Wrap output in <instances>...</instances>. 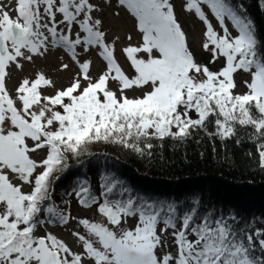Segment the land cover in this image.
<instances>
[{
    "label": "snow or ice",
    "instance_id": "6c2138e0",
    "mask_svg": "<svg viewBox=\"0 0 264 264\" xmlns=\"http://www.w3.org/2000/svg\"><path fill=\"white\" fill-rule=\"evenodd\" d=\"M12 2L0 0V264H264V227L197 198L150 197L113 175L101 177L98 194L87 180L65 193H74L81 207H95L103 218L77 220L86 231L71 232L79 251L52 232L37 235L46 223L66 226L76 219L54 204V178L67 169L68 155L78 157L91 143L118 144L143 156L150 155L153 139L183 142L203 131L239 144L238 129H244L264 169V51L243 5L234 0L182 5L205 26L202 47L211 53L209 63L223 58V66L212 71L196 62L172 0H118L135 18L141 37L138 46L122 50L135 71L130 78L115 59L114 43L106 42L102 20L94 18L101 5L14 0L12 8ZM50 48L63 49L77 65L70 83L58 89L38 72L10 92L12 69L23 70L25 62L34 63ZM78 49L85 55L99 49L106 70L93 79L92 62L82 61ZM240 71L249 79L238 94ZM129 91L139 95L130 98ZM129 219L136 220L134 226H126ZM169 231L174 250L162 239Z\"/></svg>",
    "mask_w": 264,
    "mask_h": 264
},
{
    "label": "trees",
    "instance_id": "16d2710c",
    "mask_svg": "<svg viewBox=\"0 0 264 264\" xmlns=\"http://www.w3.org/2000/svg\"><path fill=\"white\" fill-rule=\"evenodd\" d=\"M234 2L242 4L253 20L259 48L264 51V0ZM245 131L238 129L239 144L235 139L210 138L203 131L194 132L183 142L153 139L149 141L153 145L150 155L143 156L118 144L91 143L78 157L67 156V169L56 174L59 180L54 178L53 202L61 211L67 204L77 210L81 206L75 194L69 196L66 192L87 180L98 194L101 177L113 175L150 197L171 201L197 198L205 206L235 212L255 226L264 227V169Z\"/></svg>",
    "mask_w": 264,
    "mask_h": 264
},
{
    "label": "rangeland",
    "instance_id": "374dc122",
    "mask_svg": "<svg viewBox=\"0 0 264 264\" xmlns=\"http://www.w3.org/2000/svg\"><path fill=\"white\" fill-rule=\"evenodd\" d=\"M99 1L100 0H93V2L97 4ZM3 3L7 5L9 0H3ZM172 3L178 17V22L182 25V28L186 33L187 42L196 62L206 64L212 71L219 70L223 66V58L218 59L215 64L209 63L211 60V53L203 50L202 44L205 40L204 32L206 30L203 23L195 16L194 12L189 13L183 10L182 5L186 3V0H172ZM101 6V12L94 14V18L97 17L102 20V30L106 33V42L109 44L114 43L115 59L124 73L131 78L135 75V71L122 50L129 44L138 46L141 43L140 34L135 28V18L132 17L125 8L119 7L118 0H103ZM11 7H15L14 0ZM201 7L210 22L213 24L214 28L218 32H221L218 22L212 16L210 9H208L206 5H202ZM11 14L15 16V12H12ZM226 26L233 35L237 34L230 21L226 20ZM128 36L132 37L131 41L127 39ZM77 51L80 53L82 61L84 59L91 60L90 74L93 79L97 78L102 71L106 70V62L99 55V49H92L86 55L83 54L80 49ZM63 63L69 64V68L67 70H61V65ZM38 72L44 73L47 78L53 80L56 84V88L59 89L70 83L72 78L77 74L78 67L70 60L69 56L63 51V49L50 48L44 57H37L34 63L25 62L23 70L12 69L11 79L7 82L8 89L14 94V88L21 79H34ZM248 79L249 75L242 71L235 74V82L237 84V88L235 89L236 93L240 94L246 91L243 82ZM110 86L112 90H117V83L115 81H110ZM127 95L131 98L135 95H139V92L133 93L129 91L127 92ZM27 190L28 189L25 188V191ZM68 209L71 216L76 218L75 220L70 221V223L66 226H53L46 223L41 226L39 230H37V235H42L45 231L52 232L54 235H57L58 238L63 239L66 243H68L74 251H79V244L75 238L71 236V232L79 231L81 234L86 235V231L82 226L77 224V220L87 218L90 221L95 222L101 221L103 218L96 213L95 207L91 209L80 207L77 210H73L71 205L67 204V207L65 206L63 211L68 212ZM135 223L136 221L134 219H129L126 226L132 227ZM164 238H166L169 250H174L172 247L173 237L171 236L170 231L169 233L164 234L162 239Z\"/></svg>",
    "mask_w": 264,
    "mask_h": 264
}]
</instances>
